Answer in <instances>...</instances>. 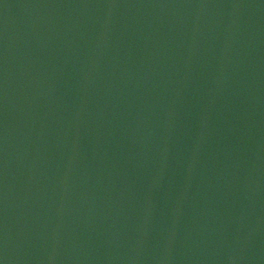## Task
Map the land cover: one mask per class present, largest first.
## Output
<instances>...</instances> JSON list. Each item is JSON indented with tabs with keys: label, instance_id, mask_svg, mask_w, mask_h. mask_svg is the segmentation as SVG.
I'll return each mask as SVG.
<instances>
[{
	"label": "water",
	"instance_id": "1",
	"mask_svg": "<svg viewBox=\"0 0 264 264\" xmlns=\"http://www.w3.org/2000/svg\"><path fill=\"white\" fill-rule=\"evenodd\" d=\"M0 264H264V0H0Z\"/></svg>",
	"mask_w": 264,
	"mask_h": 264
}]
</instances>
